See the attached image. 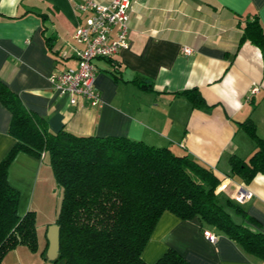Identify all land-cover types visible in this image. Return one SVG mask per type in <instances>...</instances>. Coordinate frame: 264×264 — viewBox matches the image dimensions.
<instances>
[{
    "label": "crops",
    "instance_id": "obj_1",
    "mask_svg": "<svg viewBox=\"0 0 264 264\" xmlns=\"http://www.w3.org/2000/svg\"><path fill=\"white\" fill-rule=\"evenodd\" d=\"M83 1L0 0V76L9 88L26 109L44 117L52 131L123 135L188 152L221 178L217 190L230 197L251 192L238 202L264 232V174H255L249 182L229 175L231 155L247 158L253 150L242 122L250 120L264 137V59L249 40L240 42L246 17L256 13L264 27V0H134L128 47L93 59L97 105L81 96L70 103L48 79L51 72L77 64L75 48L80 44L74 31L90 14L76 9ZM183 45L192 52L184 54ZM253 86L257 90L251 92ZM193 87L209 108H198L181 94ZM10 117L0 100V159L15 140L8 132ZM41 159L19 152L8 168V180L19 195L33 190L23 201L19 196L18 213L35 207ZM53 224L46 225L45 238L38 241L41 247L29 251L33 254L27 253L28 258L51 264L57 258L49 246ZM19 246L25 245L14 248L24 250ZM168 247L188 264H262L233 239L222 234L207 239L197 217L181 219L163 211L142 258L152 264Z\"/></svg>",
    "mask_w": 264,
    "mask_h": 264
},
{
    "label": "trees",
    "instance_id": "obj_2",
    "mask_svg": "<svg viewBox=\"0 0 264 264\" xmlns=\"http://www.w3.org/2000/svg\"><path fill=\"white\" fill-rule=\"evenodd\" d=\"M240 42L249 40L264 59V27L256 13L241 25ZM198 108H209L197 88L181 92ZM0 100L11 113L8 132L14 142L0 159V264L18 244L36 250L33 209L18 213L19 190L8 168L19 152L47 157L61 192L55 219L59 249L52 264H148L142 250L163 211L181 219L197 217L208 229L233 239L264 264V232L258 220L234 197L217 190L221 178L188 152L152 145L123 135H80L49 129L44 117L26 109L0 76ZM245 124L253 150L230 157L229 175L249 182L264 174V137ZM152 264H188L168 247Z\"/></svg>",
    "mask_w": 264,
    "mask_h": 264
},
{
    "label": "built area",
    "instance_id": "obj_3",
    "mask_svg": "<svg viewBox=\"0 0 264 264\" xmlns=\"http://www.w3.org/2000/svg\"><path fill=\"white\" fill-rule=\"evenodd\" d=\"M134 0H84L76 5L80 11H89L84 22L78 24L74 31V40L80 44L75 48L77 64L57 72H51L48 79L58 93L67 94L70 103H76L77 96L84 98L90 105L100 102L99 94L94 88L96 67L93 59L110 57L118 50L128 47L129 10ZM184 54L192 52V47L183 45ZM257 86L251 88V92ZM44 153H41L43 156ZM251 192L239 191L234 195L237 201L249 198ZM203 234L210 241L216 239V234L208 229Z\"/></svg>",
    "mask_w": 264,
    "mask_h": 264
},
{
    "label": "rangeland",
    "instance_id": "obj_4",
    "mask_svg": "<svg viewBox=\"0 0 264 264\" xmlns=\"http://www.w3.org/2000/svg\"><path fill=\"white\" fill-rule=\"evenodd\" d=\"M40 157H42L41 161L43 168L37 180L38 185L36 194L34 196L35 207L31 208L34 210L38 246L45 238L46 225L55 221L61 202L60 188L55 181L48 159L46 157L44 158L43 156ZM27 189V192L22 193V195H20L21 201L26 198H29L30 192L33 193L32 189ZM26 210L27 209L23 210L22 213ZM38 241L40 242L39 244ZM19 247H23L22 249L24 250H20V248H13L11 250H8L4 254L2 264H51L48 260H45L44 258H42L41 262L35 261L34 258H28L27 253L33 254L34 250H31L26 245ZM39 247H41V245ZM29 251H32L33 253ZM39 253L40 249L37 250V254H35L36 256L34 257H37Z\"/></svg>",
    "mask_w": 264,
    "mask_h": 264
},
{
    "label": "water",
    "instance_id": "obj_5",
    "mask_svg": "<svg viewBox=\"0 0 264 264\" xmlns=\"http://www.w3.org/2000/svg\"><path fill=\"white\" fill-rule=\"evenodd\" d=\"M52 227H53V232L49 237V242H50L49 246L52 248L53 252L57 254L59 249V226L57 224H53Z\"/></svg>",
    "mask_w": 264,
    "mask_h": 264
}]
</instances>
